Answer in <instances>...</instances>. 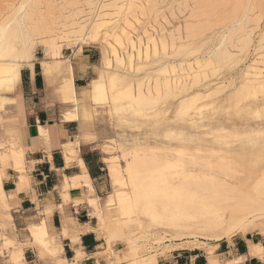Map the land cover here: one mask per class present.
<instances>
[{
  "label": "bare ground",
  "instance_id": "obj_1",
  "mask_svg": "<svg viewBox=\"0 0 264 264\" xmlns=\"http://www.w3.org/2000/svg\"><path fill=\"white\" fill-rule=\"evenodd\" d=\"M56 1L18 0L6 8V14L0 19V92L14 87L19 79L21 65L32 64L37 59L35 57L37 47L43 50V56L39 59L42 70L49 75L50 62H55L57 65L61 62L70 63V58L62 57L63 48L72 44L70 42L74 44L76 42L80 48L82 45L102 43L97 76L91 79L88 89L80 92L79 99L70 87V79L62 78L59 90L61 101L68 102L73 107V113H67L64 120H75L77 117H80L82 122L89 120L92 112L87 106L88 101L91 108L96 105H106L109 110H113L114 101H117L119 96L120 100L123 98L128 104L141 106L140 108L153 107L157 101L155 96L159 95L161 87L158 77L150 83L149 75H146L140 78L136 85H132V81H127L126 76L116 72L113 68V60L110 58L111 55L114 61L120 64L124 59L119 57V52L128 48L132 53L135 51L137 58L145 65L151 50L154 56L157 55V44L152 36L147 37L145 45L142 44L141 39L133 40L130 35L132 31H127L130 27L129 18L136 12L141 13L145 10L144 3H149L151 0H87L86 10L72 11L62 19L60 16H57L59 19L51 17L54 11L53 13L50 11L56 6ZM67 1L62 0V3L66 4ZM251 2L252 0H233L230 3L231 10L228 16L230 24H225L224 31L215 39L216 45L205 57L195 58L191 63L184 62L185 65L180 63L177 68L178 73L173 65L169 68L170 64L167 62L159 69L161 75H166L169 69L176 73L173 83L169 81V77L164 78V87L168 97L173 89H178L179 95L184 97L176 106L178 116H186L193 109L201 111L202 107L195 103L201 100L203 95L195 93L186 97L189 95L184 94L198 83L200 77L207 78L205 73L207 68L215 65L226 68L229 65L234 66L238 63L240 55L246 53L250 47L252 29H249L251 25L247 27L251 18L250 4L246 3ZM70 3L76 4L75 1ZM208 4L210 3L201 1L198 10H201L202 6L207 7ZM254 4L256 5L257 2ZM192 28L189 25L185 27L187 31ZM263 38L264 33L260 41ZM228 46L235 48L236 53L228 51L226 48ZM161 51L163 53L161 58H166L164 43H161ZM135 57L136 55L132 54L126 58V65L133 67L137 59ZM141 63L135 66H143ZM261 63L263 61H251L241 70L239 85L234 86L228 101H235L238 98L239 101L245 95L257 92L264 94V70L259 66ZM262 66L264 69V65ZM184 71L193 74L189 86L186 78L184 79L185 75L182 74ZM123 81L126 87L116 94L117 96L113 95L112 90L120 86ZM218 88L212 89L211 92H217ZM238 101L235 103L238 104ZM188 122L187 125L189 128H194L193 131L171 132L168 137L176 140L180 145L175 150L179 155L189 154L191 148L188 146L194 144L197 152L204 153L199 154L200 164L188 166L189 161L186 164L180 160L171 163L165 152L166 149L158 146H154L152 150L146 147L147 150L141 153L140 149L133 153L129 152L127 155L130 158L122 170L117 165L115 157L104 159L111 192L103 201L95 196L92 182L81 161H79L81 175L64 178L65 190L74 189L79 193L83 189L87 191L91 197L86 199V203L92 209V216L97 219L98 226L105 230L108 223L115 224L116 231L122 237V242L126 243L129 253L134 249L132 244L138 241L136 234L145 232L155 234L157 244V241L162 240L181 241L198 237L220 241L228 240L236 234L247 233H256L264 239V126L253 128L248 125L238 127L231 124L228 128L222 125L215 128L209 124H196L192 120ZM39 131L44 132L41 127ZM207 135H210L211 139H207ZM229 136L238 138V147L226 142ZM64 148L68 154L74 155L71 143L65 144ZM12 156L15 161L21 162L20 153L12 151ZM210 158L213 159L209 161ZM249 159H259L260 162L248 166L245 163H248ZM7 161V154L1 152L0 164L5 166ZM0 195H4L1 190ZM62 197L65 202L69 199L68 194ZM79 201L81 199L75 200V204ZM30 232L43 248L42 254L53 256L61 253L60 245L50 244V236L44 225L31 227ZM81 258L82 254L76 252L75 261ZM131 258L127 264H156L155 255ZM13 260L16 262L17 258Z\"/></svg>",
  "mask_w": 264,
  "mask_h": 264
},
{
  "label": "crops",
  "instance_id": "obj_2",
  "mask_svg": "<svg viewBox=\"0 0 264 264\" xmlns=\"http://www.w3.org/2000/svg\"><path fill=\"white\" fill-rule=\"evenodd\" d=\"M81 49L65 48L62 57L70 58V63L50 62L49 75L39 59L21 65L14 89L0 92V153L8 156L7 164H0V190L4 193L0 195V264H53L42 258L43 248L30 232L31 227L42 225L50 244L60 245L61 253L50 255L58 257L60 264H127L135 257L120 239L107 235L106 241L97 234L98 221L86 203L91 196L85 189L81 193L64 189V178L81 175L79 161L96 197L101 199L108 183L103 182L105 168L108 170L99 151L104 127L100 122H82L80 117L64 120L73 107L61 101L62 78L70 79V87L79 97L98 72L96 48ZM67 143L73 145L74 155L66 152ZM12 151L22 155L21 162L13 159ZM64 194L70 201H64ZM258 236L238 234L213 243L191 239L164 243L158 248L162 254L156 257V264H264L258 254L264 239ZM253 249L255 256L250 255ZM76 252L82 254L79 261H75ZM151 255L155 254L143 257Z\"/></svg>",
  "mask_w": 264,
  "mask_h": 264
},
{
  "label": "rangeland",
  "instance_id": "obj_3",
  "mask_svg": "<svg viewBox=\"0 0 264 264\" xmlns=\"http://www.w3.org/2000/svg\"><path fill=\"white\" fill-rule=\"evenodd\" d=\"M17 1L18 0H0V19L4 14H6V8L9 5L15 4ZM71 1H75L76 4H71ZM71 1L68 0L67 3L64 4L62 3V0H57L55 4L56 6L52 8V11H50L51 13H53L54 11V14L50 13L51 17L55 18L57 16H60V18L62 19L64 17H67L72 11H77L80 9L86 10L87 0ZM201 1L209 2L210 4H208L207 7L202 6L203 8L201 10H198L200 9L199 5ZM232 1L233 0H231L230 2L229 0H151L149 3L143 2L145 10H143L141 13L136 12L134 16L129 18L130 27L127 28V31H132L130 35H132L133 40L136 41L137 39H141L142 44L146 45L147 37L152 36L157 44V55L154 56L151 50V54L147 59V63L144 65L141 63V60L137 58V54L135 53V51H133L132 53L131 50H128V48H126L125 51H120L121 53L119 52V57L125 60V64L124 60H122V64L120 63L121 65L118 62L116 63L114 61V58L110 55L111 60H113V68L120 75L126 76L128 78L127 81H132V85H136V82L140 78L149 75L148 78L150 80V83H153L155 81V78L158 77L161 87L159 89V95L155 96V98L157 99L156 104H154V106L151 108H146L143 106L142 108H140L141 106L137 107L136 105L128 104L127 100H124L123 98L122 100H120V96L118 97L119 100L117 99L118 102L116 100L114 101L113 106L115 109L113 110H109L108 106L106 105H96L93 106L94 108H91V106H89L90 102L88 101L87 106L89 107V109H91L92 116L87 121H89L90 124H92L91 122H100L102 127H104L101 129L102 132H104V137L103 139H101L99 146V151L102 158L109 159L115 157L117 160V165H119V168L122 170L125 168L127 161L130 158L129 155H127L129 154V152L133 153V151H137L138 149H140L139 152L141 153L144 150H147V148L151 149L154 146H158L166 149L165 152L167 153V157L171 163H175L177 162V160H180L183 163L185 162L187 164V162L189 161L187 165L190 166L189 164H200L201 162L199 159V154L203 155L204 153L197 152L195 149V145L190 144L188 146L189 148H191V150L188 151L190 153L179 155L175 152V150L180 145L176 140L168 137V134L171 132L182 130L184 132L193 131L194 128H189V125H187V123H189V120H192L196 124H209L212 127L214 126L215 128L216 126L221 125L228 128V126L231 124L238 127L248 125L253 128H256V126H264V94H262V92H257L258 94H249L248 96L245 95L246 98L244 96L239 101V98L235 99V101H238V104H236L234 100L228 101V96L234 90V86L239 85V75L241 70H243L245 66H247L251 63V61L253 62L254 60H257L258 62L263 61V63H261V65L259 66L262 70H264L262 66L264 65V38L260 41L262 34L264 33V0H252L251 3H246L247 5L250 4L249 16L251 18L250 23H248L247 27L251 25L249 29H252V42L246 53L244 52L243 54H241L242 56L240 55L241 59L239 58L238 63L234 66L229 65L231 67L229 68L228 66V69L226 67L216 65L214 67L207 68L205 72L207 78L203 79V77H200L198 83L194 84V86L184 94L189 95L186 97H190L195 93L203 95V98L195 103L197 106L202 107L201 111L193 109L190 110V112H188L186 116H178L176 106L184 97L179 95L178 89H173L172 91L170 90L171 95H169L168 97L166 94V89L164 87V78L169 77V81L173 83L176 78V73L171 72V70L169 69L166 75L159 74V69L165 62L170 64L169 68L171 67V65H173L176 68L175 71H177L178 73L179 71L177 70V68L180 63L183 65H185L184 62L191 63L195 58H202V56L205 57L207 53L211 49H213V46L216 45L215 39L217 35L224 31V26L230 24L228 16L229 11L231 10L230 3ZM226 2H228V4ZM254 2H257V4L255 5ZM252 9H254V11ZM57 18L59 19V17ZM186 25H189V27L193 28L190 31H187V29H185ZM145 32H147V34ZM143 33L145 34V36H143ZM70 43L72 44L64 47L62 52L65 50V48H70L72 51H76V47L80 49L76 42L75 44L74 42ZM161 43H164L166 46L167 57H164L163 59L161 58L163 55L161 51ZM101 46H103L102 43L94 44L92 46L82 45V49L96 48L98 55L97 62L95 63L96 66H98V62L100 61ZM226 48L233 54L236 53L235 48L231 46H228ZM132 54L136 55L135 58L137 59L134 61V66L129 67V65H126V58L130 57V55ZM42 56V48L37 47L35 51V57L37 59H41ZM140 63L143 66H135V64ZM216 70H218V72H214ZM182 74L185 75L184 79L186 78L187 83H189L188 86L191 85L193 74L188 73V71H184ZM200 75L202 76V74ZM96 76L97 74L95 72L93 79ZM230 82H233V84H230ZM126 83L123 81L122 83H120L121 85L116 86L111 93L117 96L116 94H119V92L126 87ZM221 85L222 87L220 88ZM215 87H219L218 91L211 92L212 89H216ZM76 98L79 99V97L77 96ZM202 129L207 130L205 128ZM206 138L211 139V136L207 135ZM227 139L226 142H229V144L231 143L232 145L238 147L237 144L239 143V140L237 137L229 136ZM101 144H103V148L101 147ZM157 150L158 149H156L155 152H157ZM212 159L213 158H210L209 161H211ZM256 162H260L259 159H249V162L245 164H248V166H252ZM107 175L108 171L106 172L105 168V177L103 178V182H105L106 179L108 183H105V188H103L101 200H103L111 191ZM98 225L99 224L97 222V234L104 237L106 241L108 240L106 231L108 235H111L112 238H118L122 241V237L116 231L117 228L115 224L108 223L107 227L109 229L107 228L105 230ZM145 233L146 235H144ZM145 233H137L136 238L138 241H136L137 243L132 244V247H134L132 254H134L137 258H142L143 255L145 256L150 254H155L156 257H158L162 254V252L159 251L158 248L164 243L173 242L162 240L161 242L157 241V244V238L155 234L149 232ZM159 234L163 235L161 232H159ZM247 234L255 235L256 233ZM149 236L151 239L149 238ZM140 237H142L143 239ZM190 239L193 241H202L204 243H213V241H215L200 237ZM111 242H115V240H111ZM121 243L125 248H127L125 242ZM42 258L51 260L53 264H60L57 259L58 257H52L47 253H43Z\"/></svg>",
  "mask_w": 264,
  "mask_h": 264
},
{
  "label": "snow or ice",
  "instance_id": "obj_4",
  "mask_svg": "<svg viewBox=\"0 0 264 264\" xmlns=\"http://www.w3.org/2000/svg\"><path fill=\"white\" fill-rule=\"evenodd\" d=\"M258 254H259L261 260L264 261V246H262V247L259 248V253ZM250 255H252V256L257 255V251L255 249H253L250 252Z\"/></svg>",
  "mask_w": 264,
  "mask_h": 264
}]
</instances>
